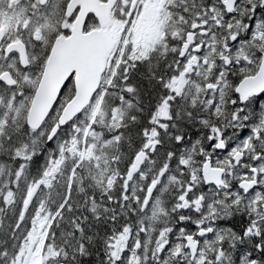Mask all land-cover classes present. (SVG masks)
<instances>
[{
	"label": "snow or ice",
	"instance_id": "snow-or-ice-1",
	"mask_svg": "<svg viewBox=\"0 0 264 264\" xmlns=\"http://www.w3.org/2000/svg\"><path fill=\"white\" fill-rule=\"evenodd\" d=\"M0 264H264V0H0Z\"/></svg>",
	"mask_w": 264,
	"mask_h": 264
}]
</instances>
